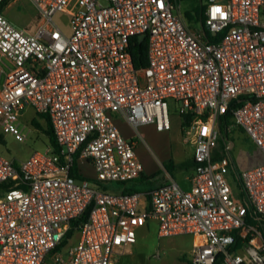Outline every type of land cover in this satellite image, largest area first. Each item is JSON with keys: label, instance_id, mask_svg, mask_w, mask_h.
<instances>
[{"label": "built area", "instance_id": "built-area-1", "mask_svg": "<svg viewBox=\"0 0 264 264\" xmlns=\"http://www.w3.org/2000/svg\"><path fill=\"white\" fill-rule=\"evenodd\" d=\"M4 1L0 141L28 142L22 119L32 109L33 121L49 120L57 150L22 162L0 154V264H118L151 222L160 238L191 236L193 264H264V232L248 222L264 219V161L238 174L240 197L228 179L235 131L264 156V0H197L204 19L192 26L184 0H30L34 33L6 18ZM140 35L147 66L138 70L130 46ZM174 113L193 147L190 189L166 171L151 190H104L142 178L140 128L169 132Z\"/></svg>", "mask_w": 264, "mask_h": 264}, {"label": "rangeland", "instance_id": "rangeland-1", "mask_svg": "<svg viewBox=\"0 0 264 264\" xmlns=\"http://www.w3.org/2000/svg\"><path fill=\"white\" fill-rule=\"evenodd\" d=\"M197 0H184L182 2V11L190 14L192 20H188L190 26L196 24ZM6 18L20 29H25L34 33L39 22L38 11L30 0H13L4 11ZM55 22L63 29L68 28V17L64 14L55 16ZM36 117L32 109H27L22 122L33 129L30 140L26 143H20L11 136H5L4 141H0V154L16 162L26 160L35 151L44 152L50 144L44 130L47 129L46 120L36 119V125L33 119ZM172 128L169 132H157L152 126H142L141 133L144 135L145 142L137 147L141 161L145 166L144 179L151 178L152 183L148 181L134 182L138 190H144L147 187L156 186L161 180L164 181L166 169L164 163L172 161L180 164L190 160L193 155V147L184 142L181 132V121L178 114L171 116ZM117 126L128 139L133 138L132 128L122 119L116 121ZM39 126V127H38ZM1 135V130H0ZM234 142L231 150V157L234 163V169L228 179L234 188L237 197H240V190L236 180V174H240L246 169H250L264 161L262 152L258 150L243 132L237 130L230 135ZM153 151V153L151 152ZM166 160L165 162H162ZM79 170L83 175L93 181L96 173L90 165L80 164ZM147 175H151L147 177ZM186 171H176L173 174L174 179L181 183L186 190L190 189V184L186 181ZM143 178V176H142ZM157 223L148 224V229H143L138 235V245L131 252L122 256L118 264H193L192 262V237L189 235H176L169 237H158ZM160 250L162 257L159 260L153 258L156 250ZM47 261L46 264H49Z\"/></svg>", "mask_w": 264, "mask_h": 264}, {"label": "trees", "instance_id": "trees-1", "mask_svg": "<svg viewBox=\"0 0 264 264\" xmlns=\"http://www.w3.org/2000/svg\"><path fill=\"white\" fill-rule=\"evenodd\" d=\"M13 0H5L4 3L1 5V9H4L10 2H12ZM196 11V21H203L204 17H203V12L202 9L198 3L197 7L195 8ZM186 17L188 20H192V16L188 13L186 14ZM203 23V22H202ZM130 53L133 57V61L135 63L136 69L140 70L142 68H145L147 66V45H146V41H143L142 43L139 42L138 37H134L131 41V46H130ZM244 100L243 97L238 98L236 101H234L233 105H238L240 104V102H242ZM231 118V113L229 112L227 115H225L222 119V123L220 126V130H221V134H222V138L220 139L221 144L224 142V139L226 137H228V132L226 130L227 126L229 125V121ZM47 122V129L44 130L46 136L49 139L50 144L52 145L53 148H55V150H57V144H56V140L50 125V122L48 119H46ZM33 123H35L36 125V121L34 120ZM39 127V126H38ZM163 166L165 167L166 171L171 174L173 176V174L176 171H187L190 170L193 166H194V162L192 159L187 160L185 162H182L180 164H176L172 161L166 162L163 164ZM73 176L77 177V169L76 167L73 168L72 171ZM236 174V180H237V185L238 188L241 189V182L238 179V174L235 172ZM153 177H151L150 179H152ZM149 178H146V180L143 178H140L138 180H136L135 182H144V181H148L147 184L152 183V181H150ZM162 181V180H161ZM104 190H115V191H121L124 194H131L134 192H138L140 190H138V188L134 185V183L131 184H117L115 186H104L103 187ZM248 222L256 225L259 227V229H261L264 232V219L258 215V214H253L251 213L248 217ZM73 235V231H71L69 233V237Z\"/></svg>", "mask_w": 264, "mask_h": 264}, {"label": "crops", "instance_id": "crops-1", "mask_svg": "<svg viewBox=\"0 0 264 264\" xmlns=\"http://www.w3.org/2000/svg\"><path fill=\"white\" fill-rule=\"evenodd\" d=\"M6 8V7H5ZM5 8H4V10H3V12L5 11ZM117 120H118V118H117ZM123 121V120H122ZM146 126H152V125H146ZM153 127V126H152ZM154 128V127H153ZM144 136V135H143ZM140 144H142V143H140ZM192 159V158H191ZM166 160H164V161H162V162H165ZM189 170H187L186 172H188ZM144 175H146V174H144ZM144 175H143V177H144ZM151 175H147V177H150ZM163 183V180L162 181H160L156 186H152V187H147V188H145L144 190H151V189H154V188H156V187H158V186H160L161 184ZM180 183V182H179ZM180 185H181V183H180ZM182 186V185H181ZM184 189V188H183ZM186 190V189H185ZM189 190V189H188ZM139 242V241H138ZM137 245H138V243H137ZM136 245V246H137ZM136 246L133 248V249H135L136 248ZM132 249V250H133ZM131 250V251H132Z\"/></svg>", "mask_w": 264, "mask_h": 264}, {"label": "water", "instance_id": "water-1", "mask_svg": "<svg viewBox=\"0 0 264 264\" xmlns=\"http://www.w3.org/2000/svg\"><path fill=\"white\" fill-rule=\"evenodd\" d=\"M144 38H145L144 35H140V36L138 37L139 42L142 43V42L144 41Z\"/></svg>", "mask_w": 264, "mask_h": 264}]
</instances>
